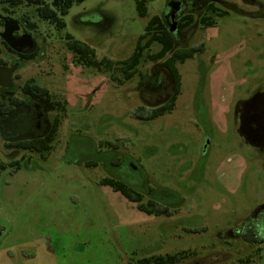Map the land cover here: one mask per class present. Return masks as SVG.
I'll list each match as a JSON object with an SVG mask.
<instances>
[{
    "label": "rangeland",
    "instance_id": "374dc122",
    "mask_svg": "<svg viewBox=\"0 0 264 264\" xmlns=\"http://www.w3.org/2000/svg\"><path fill=\"white\" fill-rule=\"evenodd\" d=\"M168 1H149L147 17L140 18L133 0H87L65 17L67 33L95 49L98 59L125 60ZM249 1L217 0L228 14L216 18L215 27L182 32L186 46L203 43L204 51L177 64L182 88L176 106L150 122L132 115L149 105L141 100L138 75L114 83L109 73L73 61L63 31L35 21L50 44L17 74L20 82L33 79L67 101V111L46 158L10 157L4 145L21 138L16 126L7 127L10 120L0 127V264H131L147 248L173 253L187 243L199 251L198 263L212 248H233L217 234L232 231L264 198L263 171L236 136L234 120L236 99L264 65V24L260 34ZM259 57L262 63L254 61ZM152 63L139 68L148 71ZM106 178L154 193L178 215L137 211L101 185ZM203 227L206 233H186Z\"/></svg>",
    "mask_w": 264,
    "mask_h": 264
},
{
    "label": "flooded vegetation",
    "instance_id": "af4514ba",
    "mask_svg": "<svg viewBox=\"0 0 264 264\" xmlns=\"http://www.w3.org/2000/svg\"><path fill=\"white\" fill-rule=\"evenodd\" d=\"M61 1L62 0H0V68L17 66L12 77L14 88L8 90L0 87V97L5 93H8L7 97H9V93H12L14 97L18 95L21 97V89L28 82L33 80L20 82L22 81V77L17 73L24 65L36 60L42 52L45 53L46 51H43V48L46 49L50 44L49 39L52 38L50 35L48 36L47 34L41 33L35 21L38 20L40 24L44 25L48 24L50 26L49 28L55 30L54 27L44 21L42 17L43 14L46 13V9L50 7L58 11V17L65 20V17L68 15L61 16L62 13L60 12L59 6ZM171 1H168L167 7L163 12L167 23L170 25V29L174 23L178 26L179 21L187 13L197 12L199 10L203 13L204 11V7L192 9L195 6L192 2L188 3L185 0ZM249 2L253 9L256 8V11L252 10L250 12L251 14L254 13V18L257 20V31L262 34L263 32L259 30V28L261 27V23L264 24V0H250ZM55 3L57 6H55ZM82 3L75 5L79 6ZM71 10L72 8L70 11ZM67 29L68 25L65 29L60 31L69 34L67 33ZM173 35L176 39V47H190L186 46V41L184 42L182 40V36L184 35L182 32L178 31V28ZM70 36H72L74 40H78L74 35ZM78 41L84 42L80 39ZM257 47V51H259L261 49L260 45ZM33 53L35 54L34 59H24L22 57ZM257 54L261 57L259 52ZM260 57L254 59V61L256 63H262L263 59ZM76 58L77 57L73 55V61L76 60ZM163 62L164 61L154 62L152 65H149V67H145L148 69L146 73L150 76L148 81L140 88H144L142 89L144 97H142L141 100L143 103L149 104H144L149 109H159L168 104L175 92V84H172L169 73L161 66ZM254 71L255 73L259 72L261 74L252 78L249 86L243 90L242 97L237 98L235 101V132L241 143L247 145L251 149V158L255 160L254 163L261 168L264 174V65L257 66ZM179 73L181 75V94L182 74L180 71ZM38 109L40 108L37 105L33 108V101L28 97H26L22 109H12L6 112L0 109V127L5 126L6 122L10 120L7 127L10 125L16 126L13 130L15 133H19L20 140L33 138L35 134V137L44 136L51 129L54 119V117H51L52 123L49 122L50 124L48 125L49 120L47 117L56 115L57 112H36ZM34 118H36L35 126L33 124L35 121ZM47 125L49 126L48 128ZM17 141L19 140L14 138L9 139L4 147H7V144H16ZM7 149L11 151L10 157L17 155L23 158L27 153V151L17 148L7 147ZM149 200L157 201L159 205L150 206L146 204ZM142 202L150 211L155 212L161 208H163V211L167 209L168 213L161 215L167 219H171L178 215L177 209L169 208L161 204L157 195L154 193H152V195L150 193H145ZM139 212L146 214L142 211ZM146 215L149 216V214ZM235 226L236 227L232 231H222L217 234L219 243L223 245L232 244L234 245L233 248H226L224 251L216 252H214L212 248V252H209L210 255L202 258L204 260L203 262L197 263L195 261L199 255V251H196V249L193 250L191 248L192 244H190V246L187 243V247L177 249L173 253H162V249L155 246L147 248L143 257L131 264H160V259L162 257L172 258L171 262L168 264H264V247L262 246V244L264 245V198L262 202L255 204L248 215L243 220L238 221ZM207 231V227L201 229H186V233L188 232V234L206 233ZM179 239L181 240V238ZM201 247L205 248L204 245H201ZM255 248L257 254L252 253V250Z\"/></svg>",
    "mask_w": 264,
    "mask_h": 264
},
{
    "label": "trees",
    "instance_id": "16d2710c",
    "mask_svg": "<svg viewBox=\"0 0 264 264\" xmlns=\"http://www.w3.org/2000/svg\"><path fill=\"white\" fill-rule=\"evenodd\" d=\"M86 0H62L60 3L61 16H67L70 9L75 4H80ZM151 0H134L138 17L145 18L148 15L147 4ZM171 1V0H170ZM188 3L192 2L195 6L192 9L204 7L203 13L199 11L187 13L178 23V31L183 32L194 28L196 25L202 29L213 28L216 26V18H222L228 14V11L216 4L217 0H185ZM172 2V1H171ZM55 6L57 4L55 3ZM43 20L52 25L56 30L60 31L67 27L64 19L58 17V11L48 7L46 13L43 14ZM170 25L167 23L163 15H156L150 18L147 22L143 33L139 36L134 52L125 60L113 62L109 59L96 58V51L88 44L74 40L72 36L66 34L64 40L66 47L79 64L89 68H93L99 72H107L110 74L111 81L116 84H124L135 76L140 77L139 88H141L149 79V74L140 69L142 63L164 61L161 66L169 73V78L172 84H175V92L170 98L168 104L159 109H149L146 106L138 107L133 112V117L141 122H150L159 117L164 116L174 110L181 87V75L176 64H184L187 60L192 59L197 54H202L204 44L190 46L187 48L176 47V39L170 31ZM158 45L159 49L153 50V46ZM158 50V51H157ZM24 59H34L35 54L22 56ZM145 67V66H144ZM143 67V68H144ZM5 93L0 97V109L3 111H11L12 109H22L25 104L26 97L33 101V108L37 105L40 109L36 112H57L54 116L53 124L49 132L44 136H33L30 139H22L16 144H7L8 148H17L25 150L28 153L38 154L42 158L54 149L59 128L61 126L62 117L67 111V101L57 99L51 93L36 84L31 80L21 89V97L13 96L12 93ZM151 104V103H150ZM36 118H34L35 120ZM36 125V120L33 122ZM44 126V124H43ZM102 145V144H101ZM15 170L20 169L19 162L9 164ZM5 168V166H3ZM101 185L111 187L114 192L120 193L125 199L136 205V209L146 214L161 216L167 214V209L163 208L157 211H150L142 202L144 192L139 191L126 183L111 178H106L101 181ZM146 204L157 206V201L149 200ZM172 258L162 257L160 264H168Z\"/></svg>",
    "mask_w": 264,
    "mask_h": 264
},
{
    "label": "water",
    "instance_id": "95a60500",
    "mask_svg": "<svg viewBox=\"0 0 264 264\" xmlns=\"http://www.w3.org/2000/svg\"><path fill=\"white\" fill-rule=\"evenodd\" d=\"M176 30H177V24L174 23L170 31L172 33H175ZM16 69H17L16 65L11 68H0V87L8 89V90L14 88L12 77Z\"/></svg>",
    "mask_w": 264,
    "mask_h": 264
}]
</instances>
